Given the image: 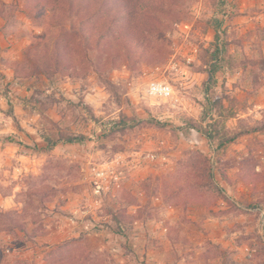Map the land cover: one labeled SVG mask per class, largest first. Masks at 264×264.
<instances>
[{"label": "rangeland", "instance_id": "1", "mask_svg": "<svg viewBox=\"0 0 264 264\" xmlns=\"http://www.w3.org/2000/svg\"><path fill=\"white\" fill-rule=\"evenodd\" d=\"M161 1V57L114 67L0 0V264H264V0Z\"/></svg>", "mask_w": 264, "mask_h": 264}, {"label": "trees", "instance_id": "2", "mask_svg": "<svg viewBox=\"0 0 264 264\" xmlns=\"http://www.w3.org/2000/svg\"><path fill=\"white\" fill-rule=\"evenodd\" d=\"M161 0H26L28 13L38 19H45L47 14L50 20L60 25L64 21V16L72 20L76 17L80 28L75 31L76 35H81L85 42V50L97 48L107 53L113 61L111 65L117 67L118 60L122 56H127L129 62L139 64L143 61L152 63L153 60L161 57V44H158L156 35L162 31L164 22L159 16L162 10ZM75 25V24H74ZM63 47L56 46V53L61 63L67 62L66 68L76 71L81 64L75 58V52L66 44ZM220 50L217 48L216 54ZM216 57V56H215ZM99 58V57H98ZM118 59V60H117ZM101 62V60H100ZM104 65V64H103ZM213 66L211 76L214 77L218 69ZM224 107L217 106L215 112L218 117H225ZM220 122L216 120V123ZM215 132H219L217 126H214ZM210 140L215 138L206 134ZM242 134L229 136L227 132L218 135L216 138L220 141V146L234 142ZM48 144L56 145L48 138ZM68 143L81 142L82 139L77 136L66 137ZM195 199V195H189L187 199Z\"/></svg>", "mask_w": 264, "mask_h": 264}, {"label": "built area", "instance_id": "3", "mask_svg": "<svg viewBox=\"0 0 264 264\" xmlns=\"http://www.w3.org/2000/svg\"><path fill=\"white\" fill-rule=\"evenodd\" d=\"M148 92L156 97H166L171 94V89L167 85L154 83L150 86Z\"/></svg>", "mask_w": 264, "mask_h": 264}]
</instances>
